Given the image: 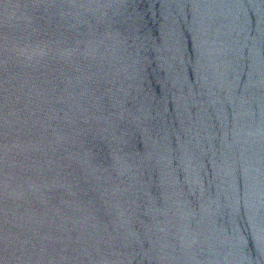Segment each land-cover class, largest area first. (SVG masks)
Returning <instances> with one entry per match:
<instances>
[{
	"label": "water",
	"instance_id": "95a60500",
	"mask_svg": "<svg viewBox=\"0 0 264 264\" xmlns=\"http://www.w3.org/2000/svg\"><path fill=\"white\" fill-rule=\"evenodd\" d=\"M0 264H264V0H0Z\"/></svg>",
	"mask_w": 264,
	"mask_h": 264
}]
</instances>
